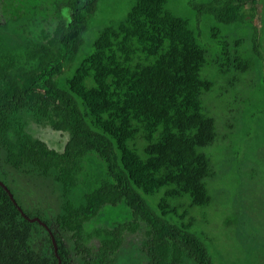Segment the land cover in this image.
Wrapping results in <instances>:
<instances>
[{
    "label": "trees",
    "instance_id": "trees-1",
    "mask_svg": "<svg viewBox=\"0 0 264 264\" xmlns=\"http://www.w3.org/2000/svg\"><path fill=\"white\" fill-rule=\"evenodd\" d=\"M101 1L0 0V181L17 204L0 186V264H228L198 228L221 195L204 150L221 122L262 116L245 91L264 86V0H137L82 56Z\"/></svg>",
    "mask_w": 264,
    "mask_h": 264
},
{
    "label": "rangeland",
    "instance_id": "rangeland-1",
    "mask_svg": "<svg viewBox=\"0 0 264 264\" xmlns=\"http://www.w3.org/2000/svg\"><path fill=\"white\" fill-rule=\"evenodd\" d=\"M136 1L102 0L84 35L81 55L89 54L100 31L121 20ZM173 7L182 9L179 6ZM67 76H70V73ZM59 81L63 83L62 79ZM246 88V95L257 99V109L262 112V116L259 121L231 119L228 124L235 125L233 133L224 128L221 122L219 132L225 134L226 138L216 140L204 150L211 156L219 171L217 180L210 178L207 180L209 192L213 194L219 191L221 195L209 206L198 208L200 220L198 228L205 229L208 236L215 237L212 251L223 254L228 264H233L234 260L243 264L247 259L249 264H264V86L251 83ZM228 96L220 98L221 110L224 108V103L229 105L236 103V108L238 107L239 102L236 100L238 95L236 98ZM215 100L209 98L205 105L213 108L219 103ZM32 131L36 137H42L57 148L63 149L66 138L60 133L38 126H34ZM229 146L231 158L228 157ZM235 152L239 154L234 156ZM23 188L25 193H19L20 195L17 193V196L25 197L32 203L36 199L34 195H37L34 187L23 185ZM39 195L42 196V192H39ZM240 212L246 220L254 218L256 224L257 220L260 221V232L247 227L246 231L239 230L235 224H231L236 218L235 215ZM227 221L230 222L229 226L226 224ZM212 223L215 226H212Z\"/></svg>",
    "mask_w": 264,
    "mask_h": 264
},
{
    "label": "water",
    "instance_id": "water-1",
    "mask_svg": "<svg viewBox=\"0 0 264 264\" xmlns=\"http://www.w3.org/2000/svg\"><path fill=\"white\" fill-rule=\"evenodd\" d=\"M0 186L3 187V188L5 189V191L8 193V195H9L10 199L12 200V202H13L15 205H17V204H16V201H15V199H14L13 194L11 193V191L8 189V187H7L2 181H0ZM18 210H19L20 212H22V209H21L20 207H18ZM40 224L45 226V223H40ZM52 240H53L54 247H55V250H56V249H57V243H56V240L54 239V237H52Z\"/></svg>",
    "mask_w": 264,
    "mask_h": 264
},
{
    "label": "bare ground",
    "instance_id": "bare-ground-1",
    "mask_svg": "<svg viewBox=\"0 0 264 264\" xmlns=\"http://www.w3.org/2000/svg\"><path fill=\"white\" fill-rule=\"evenodd\" d=\"M21 214H22V216L23 217H25L27 220H29L30 222H38L39 224L40 223H43L40 219H38V218H33V219H31V218H29L28 216H26L24 213H23V211L22 212H20ZM41 225V224H40ZM55 248V247H54ZM54 252H55V254L57 255V253H58V247H57V249L56 250H54ZM57 257H59V256H57ZM59 264H61V260H60V258H59Z\"/></svg>",
    "mask_w": 264,
    "mask_h": 264
}]
</instances>
